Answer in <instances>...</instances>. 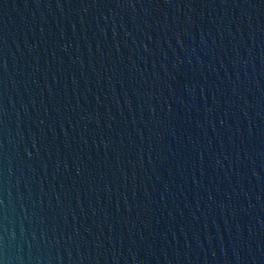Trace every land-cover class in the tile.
I'll list each match as a JSON object with an SVG mask.
<instances>
[{
    "label": "water",
    "instance_id": "95a60500",
    "mask_svg": "<svg viewBox=\"0 0 264 264\" xmlns=\"http://www.w3.org/2000/svg\"><path fill=\"white\" fill-rule=\"evenodd\" d=\"M0 264H264V0H0Z\"/></svg>",
    "mask_w": 264,
    "mask_h": 264
}]
</instances>
